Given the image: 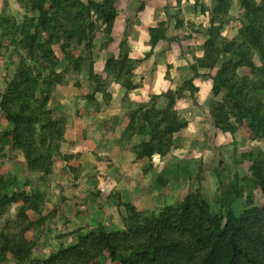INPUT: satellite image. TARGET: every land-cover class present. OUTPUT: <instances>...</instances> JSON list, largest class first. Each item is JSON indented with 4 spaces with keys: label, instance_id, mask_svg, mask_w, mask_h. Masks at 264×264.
Wrapping results in <instances>:
<instances>
[{
    "label": "trees",
    "instance_id": "16d2710c",
    "mask_svg": "<svg viewBox=\"0 0 264 264\" xmlns=\"http://www.w3.org/2000/svg\"><path fill=\"white\" fill-rule=\"evenodd\" d=\"M17 1L33 14L20 23L6 11L0 12V49L9 48L20 58L16 75L0 92V113L8 120L0 132V142L11 137L13 150L22 151L27 168L42 173L38 179L45 182L52 172L53 156L61 155V144L66 141L67 119L54 116L49 107L60 81L62 60L74 72L88 73L91 101L98 103L95 95L101 93L109 102L112 95L101 72H96L93 43L100 29L106 34L104 46L113 41L114 23L125 1ZM238 1L245 20L238 35L229 39L223 30L231 0H212L211 6L195 0L203 13L209 12L210 24L204 55L196 58L191 69L194 78L201 77L202 68L221 62L219 81L213 84L212 92L222 96L223 107L234 120L220 128L228 132L244 126L256 140L264 138V0ZM218 20L220 24H216ZM168 26L161 22L150 28L152 47L160 40L176 39L166 35ZM239 39L241 48L237 47ZM54 46L60 48L63 59ZM119 47L117 56L110 53L104 61L103 70L128 95L140 60L129 55L127 39ZM243 68L248 72L240 74ZM176 94L171 89L153 94L150 106L143 104L134 110L120 138L131 140L141 135L134 146L138 159H152L157 154L165 157L172 151L175 135L188 126L176 109L182 97ZM160 98L168 102L162 108L156 106ZM242 156L248 160L251 175L245 183L264 193V151ZM240 181L238 176L229 182L220 178L216 212L199 190L189 191L177 202H167L158 211L141 210L126 201L122 229L110 231L101 224L88 233H79V242L61 246L47 258L33 259L38 243L26 233L32 227L39 229L48 218L39 210L45 188L42 182L32 180L28 181L31 190L21 191L16 189L17 177H0V217L19 203L13 225L0 226V263L11 254L14 264H264V204L257 205L251 192L244 194ZM30 212L39 217L32 220Z\"/></svg>",
    "mask_w": 264,
    "mask_h": 264
},
{
    "label": "rangeland",
    "instance_id": "374dc122",
    "mask_svg": "<svg viewBox=\"0 0 264 264\" xmlns=\"http://www.w3.org/2000/svg\"><path fill=\"white\" fill-rule=\"evenodd\" d=\"M206 1L212 5V0ZM231 3L228 22L223 30V35L229 39L238 35L245 20L239 1L231 0ZM124 4L122 10H126L131 3ZM3 10L20 23L33 14L27 12L17 0H0V12ZM147 16L152 17L151 14ZM209 19L210 15L198 19L202 21L197 31L198 41L192 45L194 51L201 50L203 55ZM203 20H208L206 26ZM220 23L221 20L216 22ZM124 26L122 24L119 31L113 27L115 43L104 46L106 34L102 29L97 32L93 43L96 72H101L112 95L109 102L104 100L101 93L95 95L98 103L89 99L88 94L92 89L88 73L74 72L63 59L60 48L54 46L63 64L59 69L60 81L50 97L49 107L54 110V116L63 115L67 122L66 141L61 144V155L53 156L52 172L47 174V181L38 179L42 173L27 168L26 156L20 150H13L11 137L1 139L4 147L0 142V177H17L16 189L21 191H30L28 181L32 180L42 182L45 188L39 210L41 215L48 218L39 229L32 227L26 233L28 239H36L38 243L31 256L33 259L47 258L61 246L79 242V233H88L101 224L110 231L122 229L126 214L124 202L129 200L141 210L158 211L167 202H177L189 191L199 190V194L209 200L212 210L216 212L219 209L216 199L220 195V178L223 182H229L238 176L244 194L251 192L257 205L264 204L262 190L245 183L251 175L247 170L248 160L242 156L246 152L256 154L259 150L264 151V138L251 139L244 126L228 132L220 128L234 120L223 107L222 96H215L212 92L213 84L219 81L221 62L209 69L202 68V76L194 78L191 64L198 57L190 55L186 62L181 59L177 67L167 71L168 81L174 86L171 90L177 96H182L176 109L188 121V126L175 135L172 151L165 157L157 154L152 159H138L134 146L140 142L141 135H135L131 140L120 138L134 110L145 102L147 106L153 103L149 86L153 87L157 79L151 75L148 77L151 81L143 84L144 75L140 76L141 80L134 77L126 95V89L104 72V61L128 35ZM237 47H242L240 39ZM19 60L11 49H0V92L16 75ZM255 60L259 63L258 57ZM157 68L154 64L143 70L150 69L154 74ZM247 72L248 69L243 68L240 74ZM160 90L166 92L164 87H160ZM167 103L165 98H160L156 106L162 108ZM7 125L6 114L1 112L0 132ZM116 130H121L120 136ZM106 131L115 133L107 135ZM18 205L15 203L0 217L1 227L13 225ZM29 215L32 220L39 217L32 212ZM0 264H14V258L9 254Z\"/></svg>",
    "mask_w": 264,
    "mask_h": 264
},
{
    "label": "crops",
    "instance_id": "0c3cea01",
    "mask_svg": "<svg viewBox=\"0 0 264 264\" xmlns=\"http://www.w3.org/2000/svg\"><path fill=\"white\" fill-rule=\"evenodd\" d=\"M124 1L125 3L130 2L131 4L126 10H122L125 4L121 5L114 26L115 30L119 31L118 29H122V24L126 25V27H124L127 29L128 34L126 39L129 41V55L134 59L140 60L135 69V78L139 77V80H141L140 76L144 75L145 80L143 84H145L147 81H151V79L148 78L151 77V75L155 78L157 77L154 86H149L150 94L162 93L160 87H164L166 91L172 89L174 86L168 81L167 71L170 68L177 67L181 59L186 62V58L190 55H195L196 57H201L203 55L201 50L198 52L194 51L195 47L192 45H194L195 41H198L197 31L200 29L199 26L202 22L198 21V19L205 16L208 18L209 12L203 13L200 6L195 4V0ZM204 2L207 6H211L210 1L207 2L204 0ZM149 14L152 15L151 19L147 16ZM161 22H167L169 25L166 35L176 39L171 41L160 40L152 47L149 35L150 28L157 27ZM207 23L208 20L206 22L204 21V26H206ZM112 37L114 40L112 42L115 43V37L113 35ZM112 42L110 44H113ZM187 42H193V44H187ZM118 44L120 45V43ZM119 52L120 48L118 47L112 53L117 56ZM146 55L148 56L146 57ZM154 64L158 67L156 73L153 74L150 69L148 71L143 70L148 65L152 66ZM146 103L147 102H145V104ZM178 103H180L179 100ZM108 129H110V127ZM120 131L118 132L116 130L115 132L119 134ZM115 132L106 131L107 135Z\"/></svg>",
    "mask_w": 264,
    "mask_h": 264
}]
</instances>
